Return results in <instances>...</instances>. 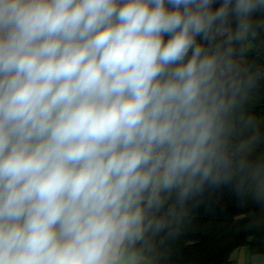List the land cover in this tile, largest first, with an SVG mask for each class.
<instances>
[{
  "label": "clouds",
  "instance_id": "1",
  "mask_svg": "<svg viewBox=\"0 0 264 264\" xmlns=\"http://www.w3.org/2000/svg\"><path fill=\"white\" fill-rule=\"evenodd\" d=\"M264 0H0V264H140L172 193L217 183ZM138 245L140 247H138Z\"/></svg>",
  "mask_w": 264,
  "mask_h": 264
},
{
  "label": "trees",
  "instance_id": "2",
  "mask_svg": "<svg viewBox=\"0 0 264 264\" xmlns=\"http://www.w3.org/2000/svg\"><path fill=\"white\" fill-rule=\"evenodd\" d=\"M250 24L241 42L225 43L229 30H236L235 19L215 39L233 49L241 82L225 134L229 163L217 183L182 200L176 193L168 197L158 213L165 227L146 238L140 264H224L241 245L264 255V12Z\"/></svg>",
  "mask_w": 264,
  "mask_h": 264
},
{
  "label": "crops",
  "instance_id": "3",
  "mask_svg": "<svg viewBox=\"0 0 264 264\" xmlns=\"http://www.w3.org/2000/svg\"><path fill=\"white\" fill-rule=\"evenodd\" d=\"M229 261L224 264H264V255L250 254L248 246L241 245L231 253Z\"/></svg>",
  "mask_w": 264,
  "mask_h": 264
},
{
  "label": "rangeland",
  "instance_id": "4",
  "mask_svg": "<svg viewBox=\"0 0 264 264\" xmlns=\"http://www.w3.org/2000/svg\"><path fill=\"white\" fill-rule=\"evenodd\" d=\"M259 73H260V71H256L254 73L255 77H259ZM238 147H240L241 149H244V150H249L248 149L249 147L244 145V144H239ZM210 191H211L212 196L219 197L218 194L216 192H214V190L213 191L210 190Z\"/></svg>",
  "mask_w": 264,
  "mask_h": 264
},
{
  "label": "water",
  "instance_id": "5",
  "mask_svg": "<svg viewBox=\"0 0 264 264\" xmlns=\"http://www.w3.org/2000/svg\"><path fill=\"white\" fill-rule=\"evenodd\" d=\"M255 72V71H254ZM257 79H260V77H258Z\"/></svg>",
  "mask_w": 264,
  "mask_h": 264
}]
</instances>
